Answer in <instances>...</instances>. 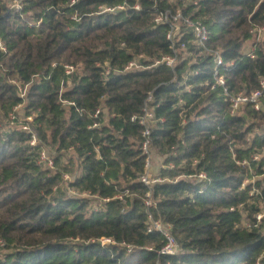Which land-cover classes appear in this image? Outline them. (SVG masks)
Masks as SVG:
<instances>
[{
    "label": "trees",
    "instance_id": "trees-1",
    "mask_svg": "<svg viewBox=\"0 0 264 264\" xmlns=\"http://www.w3.org/2000/svg\"><path fill=\"white\" fill-rule=\"evenodd\" d=\"M20 2L21 12L0 0L6 47L0 51V264H255L264 252V222L253 226V214L264 207V177L257 178L264 176V156L255 162L251 155L264 147V135L254 132L264 120V99L262 109L247 105L230 115L221 89L202 85L211 81L208 55L173 70L160 64L107 80L101 66L121 68L140 53L151 62L169 54L166 29L151 22L153 6L179 5L207 26L228 88L249 92L264 77V35L252 56L243 43L264 26V0H127L114 12L99 7L122 0ZM136 2L139 10L131 8ZM64 63L82 66L66 75ZM187 68L197 71L188 92L180 84ZM13 79L26 85L24 115H34L41 144L29 145L25 131L8 127V113L22 103ZM148 92L158 118L150 147L164 156L149 187L150 210L178 243L172 255L158 254L162 236L145 232L142 198L149 189L139 175L146 156L141 127L129 117L140 113ZM99 105L105 121L88 128V113ZM42 144L55 151L52 169L37 163ZM243 160L249 165L237 163ZM199 172L205 178H196ZM64 173L74 176L71 190L109 200L92 210L88 198L64 192ZM252 188L258 192L250 194ZM102 237L113 243L100 244Z\"/></svg>",
    "mask_w": 264,
    "mask_h": 264
},
{
    "label": "built area",
    "instance_id": "built-area-1",
    "mask_svg": "<svg viewBox=\"0 0 264 264\" xmlns=\"http://www.w3.org/2000/svg\"><path fill=\"white\" fill-rule=\"evenodd\" d=\"M77 0H68V4L72 5ZM171 2V0H170ZM128 6L127 0H122V3L114 6H100L99 12H114L118 9H124ZM11 7L15 11L22 9L20 0H13ZM134 10L140 9V4L138 2L131 6ZM151 22L153 25L163 26L165 30V39L168 42V47L170 49L169 54H163L159 58L154 59L152 62L149 61L148 57L143 53L135 55L133 58L128 60L121 68H112L110 66H101V75L103 80H107L110 73H126L134 72L139 70L151 69L158 65H165L170 69L184 60H189V62H196L197 57L208 55L211 59V81L205 80L202 85L206 86L207 89H214L219 87L224 94L226 101L229 106V114H235L243 106H251L255 110L262 109V99H264V77L258 80V85L255 89L245 92V91H231L227 84L222 70L224 68L223 56L220 50L212 48L208 45L209 42V30L205 23L200 19L193 18L189 14H186L179 5H174L171 7H165L162 9H157L153 6ZM37 23V22H36ZM264 35V26H256L251 31V38L246 41H250V51L245 52V54L252 56L253 48L256 43L259 42ZM245 41V42H246ZM0 51L6 52V47L0 39ZM82 66L81 63L77 64H62L64 73L70 75L75 70ZM196 70H191L187 68L181 75L180 84L183 85L185 91L190 90V86L187 84L190 76L196 75ZM176 79V78H174ZM13 84L15 85L17 95L22 99V103L16 104L12 110L8 113L7 124L8 127H18L28 134V143L31 146L41 144L40 138L35 130L34 116L32 114L24 115L23 119L18 118L17 110H20L22 104L26 100V85L22 84L19 79H13ZM185 85V86H184ZM61 90V88H60ZM152 92H148L143 105L141 107L139 114H133L129 117L130 122L137 123L141 127V150L145 154L144 170L142 174L139 175V180L145 186H148L156 181V179H151L149 177L150 170V152H151V141H150V131L154 122L158 119L155 115V108L152 104ZM62 104H74L72 101H67L62 98L59 99ZM180 102L184 104L185 102L180 99ZM105 109L102 105L97 106L94 110L88 113L91 121L87 125L88 128H97L105 121L106 115L103 114ZM103 114V115H102ZM114 114H112L113 116ZM161 120V119H160ZM71 150V148H70ZM96 150H98L96 148ZM54 156L55 151L52 150L48 153L47 147L43 144L40 147V151L37 157V163L44 167L52 169L54 166ZM262 155L258 152L251 155V159L255 162L260 161ZM241 164L249 165L246 160L238 162ZM264 175V173H263ZM63 178L67 179L68 174L64 173ZM196 178H205L204 172H199ZM258 190L252 188L250 194L257 193ZM78 197L88 198L90 200V207L92 210H97L101 204L108 201L109 198H100L96 194H91L90 192L84 191L77 194ZM117 198H122L120 195ZM143 204L146 208V218H145V232L158 233L162 236L164 242L161 247L157 250L158 254L162 255H172L179 250V246L174 236L171 234L169 227L160 219L154 216L150 208L153 206V201L151 199L150 189L147 190L142 198ZM254 223L253 226H257L259 223L264 222V207L253 214ZM243 226L246 228H251V224L246 220L242 222ZM100 244L113 243L110 238L102 237L99 240ZM128 250L130 246H127ZM151 249V247H147ZM264 258V252L256 259L255 264H262L261 259Z\"/></svg>",
    "mask_w": 264,
    "mask_h": 264
},
{
    "label": "rangeland",
    "instance_id": "rangeland-1",
    "mask_svg": "<svg viewBox=\"0 0 264 264\" xmlns=\"http://www.w3.org/2000/svg\"><path fill=\"white\" fill-rule=\"evenodd\" d=\"M12 1L13 0H6V2H8V5L9 7L12 9L11 7V4H12ZM21 12V10H19ZM22 16H24L23 18L29 20V13H22ZM38 23V22H37ZM250 41H246L243 43V53L245 52H248L250 51ZM26 101V100H25ZM23 106L24 104H22L20 110H17V114H18V118L19 120L20 119H23V114H24V110H23ZM33 115V114H32ZM34 116V115H33ZM5 128V126H4ZM254 132L256 134H261V135H264V120H257V126L254 128ZM48 150V153H51L52 151L47 148ZM259 153L264 156V147L262 149L259 150ZM163 158L164 156H160L158 155L152 148H151V152H150V170H149V177L151 179H156L157 175H158V172L160 170V167L162 166V163H163ZM74 176H68L67 179L63 178V181L61 183V187L62 189L64 190V192L67 194V195H72V196H75V197H78L76 191H73L69 188L68 186V181L69 180H72ZM262 177L264 176H257V178L261 179ZM256 178V176H255ZM263 182V181H261ZM258 189H256L257 191Z\"/></svg>",
    "mask_w": 264,
    "mask_h": 264
}]
</instances>
